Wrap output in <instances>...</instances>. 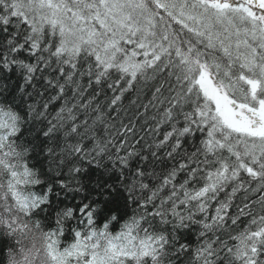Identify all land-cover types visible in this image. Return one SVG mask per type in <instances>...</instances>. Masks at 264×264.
Wrapping results in <instances>:
<instances>
[{"label":"snow or ice","instance_id":"6c2138e0","mask_svg":"<svg viewBox=\"0 0 264 264\" xmlns=\"http://www.w3.org/2000/svg\"><path fill=\"white\" fill-rule=\"evenodd\" d=\"M42 262L264 264V0H0V264Z\"/></svg>","mask_w":264,"mask_h":264},{"label":"clouds","instance_id":"9594fccd","mask_svg":"<svg viewBox=\"0 0 264 264\" xmlns=\"http://www.w3.org/2000/svg\"><path fill=\"white\" fill-rule=\"evenodd\" d=\"M37 243H39V241H37ZM42 264H43V262H42Z\"/></svg>","mask_w":264,"mask_h":264}]
</instances>
